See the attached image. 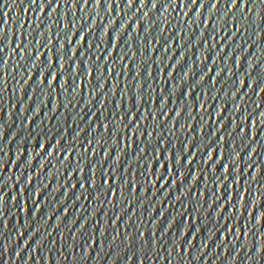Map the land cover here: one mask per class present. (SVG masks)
Returning a JSON list of instances; mask_svg holds the SVG:
<instances>
[{
    "label": "snow or ice",
    "instance_id": "snow-or-ice-1",
    "mask_svg": "<svg viewBox=\"0 0 264 264\" xmlns=\"http://www.w3.org/2000/svg\"><path fill=\"white\" fill-rule=\"evenodd\" d=\"M66 2H67V0H66ZM88 2H89V0H83V4L86 6L87 4H88ZM128 2H129V5H131L132 4V2H133V0H128ZM177 2V0H173V3H176ZM192 2H193V4H195L196 3V0H192ZM32 3L33 4H35L36 3V0H32ZM41 3H43V0H41ZM99 3H100V0H96V4L97 5H99ZM184 3H185V5L187 4V0H184ZM219 3V0H216V4H218ZM237 3H238V0H232V3H231V5H230V8H235L236 7V5H237ZM76 5V0H72V6H75ZM59 5H57V7H58ZM155 4H153V7L155 8ZM215 4L213 5V8H215ZM244 6L246 7L247 6V0H244ZM201 7H203V5H201ZM53 12H55V9H53ZM257 19H259V16L257 17ZM65 24L67 25V30H68V23H67V21L65 20V22H64V24H63V27H65ZM107 35H108V33H107ZM82 40H83V42H85L86 41V37H84V36H81L80 37ZM50 42V41H49ZM0 51H2V49H0ZM71 55H72V57L73 58H75L77 55H78V52L77 51H75V52H73L72 51V53H71ZM60 60H61V58H60ZM48 63H49V65L51 66L53 63H54V59H53V57L52 58H49V60H48ZM60 70H61V72H63V67H61V65H60ZM110 70V69H109ZM52 77V76H51ZM55 79L57 80L58 79V76H56L55 77ZM43 82H44V77H43ZM42 82V83H43ZM83 82V81H82ZM50 83H52V80L50 81ZM241 85H243V81L241 82ZM261 91L262 92H264V89H261ZM180 113L178 112L177 113V115H179ZM132 117H133V115H130V119H132ZM123 119V118H122ZM104 127L106 128V129H108V126L107 125H104ZM136 135V133H133V136H135ZM214 153H213V151L212 152H210L209 153V158L210 159H208V161L209 162H211V161H213V159H214V155H213ZM169 159H171V157H169ZM180 160H181V158H177V162H180ZM188 163L189 164H191V160H189L188 161ZM161 166V165H160ZM163 168H165V165H163ZM224 169H227V172H226V174L227 173H229V171H230V169L228 168V166H225L224 167ZM170 171H172V170H174V166H173V168L172 169H169ZM182 175V174H181ZM104 183L106 184V185H109L110 184V178L109 179H106L105 181H104ZM113 196H115V192H113Z\"/></svg>",
    "mask_w": 264,
    "mask_h": 264
}]
</instances>
